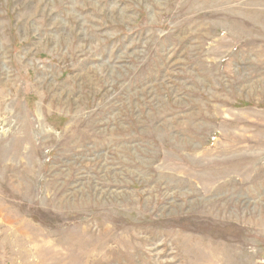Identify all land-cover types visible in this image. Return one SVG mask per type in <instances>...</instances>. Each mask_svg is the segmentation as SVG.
Listing matches in <instances>:
<instances>
[{"label":"rangeland","instance_id":"374dc122","mask_svg":"<svg viewBox=\"0 0 264 264\" xmlns=\"http://www.w3.org/2000/svg\"><path fill=\"white\" fill-rule=\"evenodd\" d=\"M0 264H264V0H0Z\"/></svg>","mask_w":264,"mask_h":264}]
</instances>
